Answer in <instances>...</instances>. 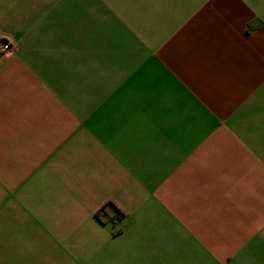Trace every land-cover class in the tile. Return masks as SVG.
Returning a JSON list of instances; mask_svg holds the SVG:
<instances>
[{"label":"crops","instance_id":"crops-1","mask_svg":"<svg viewBox=\"0 0 264 264\" xmlns=\"http://www.w3.org/2000/svg\"><path fill=\"white\" fill-rule=\"evenodd\" d=\"M0 37V256L264 264V0H0Z\"/></svg>","mask_w":264,"mask_h":264},{"label":"rangeland","instance_id":"rangeland-1","mask_svg":"<svg viewBox=\"0 0 264 264\" xmlns=\"http://www.w3.org/2000/svg\"><path fill=\"white\" fill-rule=\"evenodd\" d=\"M226 97H238L227 94ZM101 212L98 213V217ZM115 216L122 219V213ZM109 220V219H108ZM114 234H121V229ZM96 249L95 253L90 248ZM1 264H121L123 257L107 253L91 239L49 238V239H6L1 241Z\"/></svg>","mask_w":264,"mask_h":264},{"label":"built area","instance_id":"built-area-1","mask_svg":"<svg viewBox=\"0 0 264 264\" xmlns=\"http://www.w3.org/2000/svg\"><path fill=\"white\" fill-rule=\"evenodd\" d=\"M11 44L6 38L0 37V55H6L11 51Z\"/></svg>","mask_w":264,"mask_h":264}]
</instances>
